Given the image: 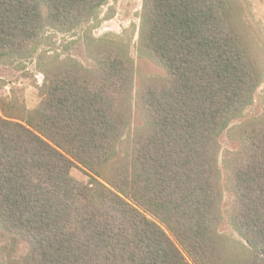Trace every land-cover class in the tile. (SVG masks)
Listing matches in <instances>:
<instances>
[{
    "label": "trees",
    "instance_id": "16d2710c",
    "mask_svg": "<svg viewBox=\"0 0 264 264\" xmlns=\"http://www.w3.org/2000/svg\"><path fill=\"white\" fill-rule=\"evenodd\" d=\"M103 1L0 0V58ZM229 26L226 0H142L139 40L167 77L140 92L145 126L108 176L133 70L119 40L94 54L95 74H46L23 122L0 116V223L28 246L9 264H226L217 142L258 81ZM256 122L240 129L233 171L234 221L253 254L244 264H264V116ZM75 162L107 184L76 181Z\"/></svg>",
    "mask_w": 264,
    "mask_h": 264
},
{
    "label": "rangeland",
    "instance_id": "374dc122",
    "mask_svg": "<svg viewBox=\"0 0 264 264\" xmlns=\"http://www.w3.org/2000/svg\"><path fill=\"white\" fill-rule=\"evenodd\" d=\"M226 2L229 27L258 76L249 103L220 133L216 154L221 192L216 224L219 253L226 264H244L253 254L234 221L233 171L242 146L241 127L264 116V0ZM141 11L142 0H104L87 20L68 29L47 25L39 39L20 54L0 58V116L21 121L19 119L26 111L40 103L46 74L58 67L77 65L95 74L94 54L110 41L119 40L125 45L133 70L127 85L128 107L124 125L116 141L115 152L109 159L111 162L106 163L103 169V174L108 176L112 163L123 158L130 149L134 131L145 126L139 105L140 92L147 84H157L167 77L165 69L143 49L139 40ZM70 174L85 185L94 183L96 178L77 162L73 163ZM96 179L107 184L103 177ZM167 234L177 244L168 231ZM27 252L28 246L0 223V264L18 261Z\"/></svg>",
    "mask_w": 264,
    "mask_h": 264
}]
</instances>
